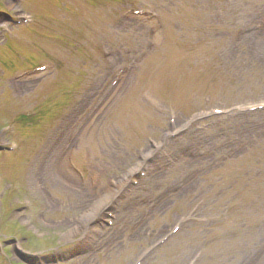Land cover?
<instances>
[{"label":"rangeland","instance_id":"obj_1","mask_svg":"<svg viewBox=\"0 0 264 264\" xmlns=\"http://www.w3.org/2000/svg\"><path fill=\"white\" fill-rule=\"evenodd\" d=\"M257 28L264 0H0V141L18 145L0 154V264H21L10 240L66 252L56 264H247L264 246V113L192 118L264 104ZM246 127L251 146L214 156ZM65 171L76 182L53 186ZM109 189L93 225L84 207Z\"/></svg>","mask_w":264,"mask_h":264},{"label":"bare ground","instance_id":"obj_2","mask_svg":"<svg viewBox=\"0 0 264 264\" xmlns=\"http://www.w3.org/2000/svg\"><path fill=\"white\" fill-rule=\"evenodd\" d=\"M263 51V50H262ZM257 54V56L258 57H260L261 55H263V57H264V51L263 52H261V55L259 54V52H257L256 53ZM120 84V83H119ZM115 88H116V86H115ZM115 88H114V90H115ZM111 94H112V92H111ZM110 94V95H111ZM110 95L108 96V98L110 97ZM104 106V104L102 105V107ZM102 107L99 109V110H101L102 109ZM88 123V122H87ZM87 126V124L84 126V128ZM80 136V134H78V136L76 137V139L74 140V142H73V144L77 141V139H78V137ZM148 153L145 155V156H143V158L144 159H148L149 157H151V155L153 154V151L152 150H149V151H147ZM140 167H141V163H138V164H136V166H135V169L134 170H138V169H140ZM62 171V170H61ZM58 172H60V171H58ZM59 174V173H58ZM133 173H128L127 175H132ZM65 176H67L66 178H65ZM162 176V175H161ZM52 184H53V186H55V185H57L59 188H67L69 185H71L72 183H74V182H76L75 181V179H73V178H70L69 176H68V173H67V171H65V172H63L62 173V178L59 180V181H56V180H53V181H50ZM106 192V191H105ZM104 192V193H105ZM85 193H88V191H85ZM114 192L111 190V189H109L108 190V192H106L105 194H103V195H101L96 201H94L92 204H90V205H87V206H85L84 207V210L86 211V212H88V215H87V217H88V221H91V223L94 225L95 224V222H96V215H97V212H100L101 211V207L104 205V207H106V209L107 208H113L114 207V204H115V202H112V194H113ZM117 194V193H116ZM167 202V203H166ZM168 204V201H164L163 202V204ZM78 205V204H77ZM81 206H82V204H79V207H78V209H80L81 210ZM66 207H68L69 209H73V208H75L76 207V205L74 204V205H67ZM80 228L81 227H78V226H74L73 228H72V230H80ZM71 230V231H72ZM88 241V240H87ZM85 245V244H84ZM260 262L262 263H264V257L262 258V259H260V261L257 263V264H260Z\"/></svg>","mask_w":264,"mask_h":264}]
</instances>
